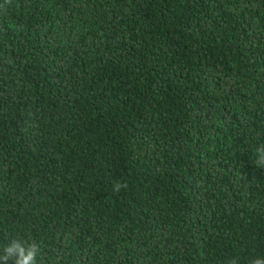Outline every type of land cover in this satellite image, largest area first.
Listing matches in <instances>:
<instances>
[{"label": "trees", "instance_id": "obj_1", "mask_svg": "<svg viewBox=\"0 0 264 264\" xmlns=\"http://www.w3.org/2000/svg\"><path fill=\"white\" fill-rule=\"evenodd\" d=\"M260 143L264 0H0V256L249 264Z\"/></svg>", "mask_w": 264, "mask_h": 264}, {"label": "clouds", "instance_id": "obj_2", "mask_svg": "<svg viewBox=\"0 0 264 264\" xmlns=\"http://www.w3.org/2000/svg\"><path fill=\"white\" fill-rule=\"evenodd\" d=\"M254 162L258 166H264V143L257 144L254 148ZM126 183L119 181L114 185L113 190L118 192L126 188ZM41 251L40 245L36 242L22 243L20 239H13L3 248V255L0 256V264H38L37 257ZM228 264H237L235 259H229ZM249 264H264V256H256Z\"/></svg>", "mask_w": 264, "mask_h": 264}]
</instances>
